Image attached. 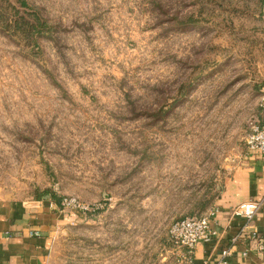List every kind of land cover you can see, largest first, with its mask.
Masks as SVG:
<instances>
[{
	"label": "rangeland",
	"instance_id": "rangeland-1",
	"mask_svg": "<svg viewBox=\"0 0 264 264\" xmlns=\"http://www.w3.org/2000/svg\"><path fill=\"white\" fill-rule=\"evenodd\" d=\"M25 1L39 32L0 0V199L57 217L46 264H176L170 224L264 113V0Z\"/></svg>",
	"mask_w": 264,
	"mask_h": 264
},
{
	"label": "crops",
	"instance_id": "crops-1",
	"mask_svg": "<svg viewBox=\"0 0 264 264\" xmlns=\"http://www.w3.org/2000/svg\"><path fill=\"white\" fill-rule=\"evenodd\" d=\"M248 200L261 204L255 218L250 222L233 218L231 209ZM213 206L211 226L216 234L196 245L192 264H222L231 232L244 224L245 231H255L264 245V156L244 146ZM31 207L0 199V264H46L51 240L46 233L57 217ZM226 264H264V248L246 241L233 248Z\"/></svg>",
	"mask_w": 264,
	"mask_h": 264
},
{
	"label": "built area",
	"instance_id": "built-area-1",
	"mask_svg": "<svg viewBox=\"0 0 264 264\" xmlns=\"http://www.w3.org/2000/svg\"><path fill=\"white\" fill-rule=\"evenodd\" d=\"M264 102V88L261 90ZM264 105V104H263ZM245 147L255 150L259 155L264 156V121L258 123L255 120L248 123L245 137ZM260 202L248 200L240 202L231 209V216L244 222L253 220L260 208ZM215 207L211 208L201 217H184L170 224L168 229V247L175 256L176 264H192L193 253L199 242H206L216 234L211 226L212 215ZM244 226L231 232L229 245L223 252L222 264L231 255L235 246L246 241L264 248L255 231L247 233ZM246 252V251H245Z\"/></svg>",
	"mask_w": 264,
	"mask_h": 264
},
{
	"label": "trees",
	"instance_id": "trees-1",
	"mask_svg": "<svg viewBox=\"0 0 264 264\" xmlns=\"http://www.w3.org/2000/svg\"><path fill=\"white\" fill-rule=\"evenodd\" d=\"M17 1H18V6L13 3V5H15V7L18 8V10H16V14L18 15V17L16 20H14L17 28L19 30H23V28H28L29 30H32V32H34V33L39 32L38 30H40V29H38V27H39L40 22L34 14V9L36 10L37 7L28 4L25 0H17ZM19 11H22V13L18 14ZM48 30H51V29L49 28ZM256 88L259 91V93H261L262 83L259 86H256ZM260 107L264 108V106H260ZM262 108H261V110H262ZM253 119L258 123H262L264 121V113H261V111H260V113L258 112L257 116L254 117ZM254 120H251V121H254ZM247 129H248V125H246V130ZM36 199L37 200L41 199V194L37 195ZM53 199L55 200V198H53ZM205 201L209 202V200H205ZM56 202L59 203V201L57 199H56ZM205 208H206V204H201V208L198 209V211L193 209V208L191 210H188V213L190 214L189 217H201V216H203L205 214V211H204V210H206ZM184 217H188V216L180 217V218L174 220L173 222H175L177 220H181ZM166 243L168 244V234H167Z\"/></svg>",
	"mask_w": 264,
	"mask_h": 264
}]
</instances>
